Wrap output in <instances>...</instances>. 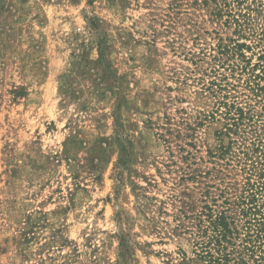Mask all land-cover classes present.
<instances>
[{"label": "rangeland", "instance_id": "rangeland-1", "mask_svg": "<svg viewBox=\"0 0 264 264\" xmlns=\"http://www.w3.org/2000/svg\"><path fill=\"white\" fill-rule=\"evenodd\" d=\"M256 134L264 0H0V264H208L193 215Z\"/></svg>", "mask_w": 264, "mask_h": 264}, {"label": "trees", "instance_id": "trees-1", "mask_svg": "<svg viewBox=\"0 0 264 264\" xmlns=\"http://www.w3.org/2000/svg\"><path fill=\"white\" fill-rule=\"evenodd\" d=\"M220 86L219 90L225 89ZM217 102L225 108L226 130L238 129V121L245 117L243 109L223 99ZM221 147V154L229 149ZM238 148L245 171L242 184L228 181L223 187L215 186V191L205 189L202 194L209 200H203L193 215L194 253L208 264H264V137L256 134Z\"/></svg>", "mask_w": 264, "mask_h": 264}]
</instances>
